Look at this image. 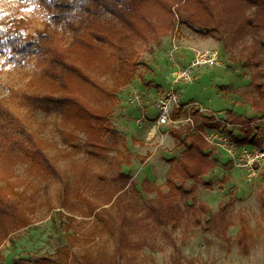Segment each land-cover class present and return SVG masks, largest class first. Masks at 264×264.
I'll return each instance as SVG.
<instances>
[{
    "label": "rangeland",
    "instance_id": "obj_1",
    "mask_svg": "<svg viewBox=\"0 0 264 264\" xmlns=\"http://www.w3.org/2000/svg\"><path fill=\"white\" fill-rule=\"evenodd\" d=\"M0 9L10 14L15 6L8 0H0ZM221 35L222 39H217L177 25L162 35L158 43L142 45L138 71L131 81L135 85L130 90L140 94L143 104L129 102L126 95L119 97L111 118L125 140L109 150L107 158L88 156L83 150L82 134L75 147H70L62 144L50 127L45 130L50 142L49 155L66 183L59 185L51 175L36 174L30 172L27 164H16L12 180L16 190L22 192V208L30 222L2 243L0 264H37L41 256L67 244L68 236L73 237L75 253L89 251L93 256L103 253L106 260L113 259L116 241L104 226L109 220L125 229L127 244L144 243L139 249H124L122 261L171 264L172 244L163 228L146 219L145 214L147 204L157 197L152 185L167 191L166 171L172 163L170 160L179 157L183 147L169 134L170 125H156L154 120L138 122L142 116L155 117L159 98L171 87L170 55L180 65H185L197 52L215 53L217 61L193 68L190 81L174 85L182 109L178 117L190 115L194 119L189 124L192 130L200 131L193 110L212 114L232 132L234 138L222 131L230 137V142L250 146L239 142L244 139L241 125L229 121L246 117L251 119L249 125L264 145V30L256 40L249 34L234 40L231 33L221 32ZM28 75L27 65H13L1 73L0 96L7 93V86L23 84ZM43 117V113L37 112L38 120ZM186 125L182 122L179 127ZM211 150L213 165L203 175V182L209 184H193L188 180L186 187L190 190L177 199L186 209L180 226L173 231L182 261L184 264H264V168L249 179L221 140L217 139ZM121 173L129 176L125 184L119 176ZM196 202L204 203L209 210L192 212L190 204ZM240 220L249 229L247 251L235 241ZM224 225L226 234L233 240L231 245L222 236Z\"/></svg>",
    "mask_w": 264,
    "mask_h": 264
},
{
    "label": "trees",
    "instance_id": "obj_2",
    "mask_svg": "<svg viewBox=\"0 0 264 264\" xmlns=\"http://www.w3.org/2000/svg\"><path fill=\"white\" fill-rule=\"evenodd\" d=\"M8 1L15 11L9 14L0 9V74L13 65H27L29 75L23 84L7 86V93L0 96V246L30 222L22 208V192L16 190L12 180L16 164H27L36 174L51 175L59 185L66 183L49 155L47 128L70 147H75L82 134L84 152L96 159L107 158L109 150L125 140L111 114L122 88L138 71L143 44L158 43L177 25L217 39H222L221 32L231 33L233 40L245 34L256 40L264 30V0ZM181 110L173 116H180ZM193 111L200 129H218L234 138L224 121ZM37 112L44 114L41 120L36 118ZM229 121L241 125L244 139L239 142L263 145L249 125L251 119L239 116ZM168 132L183 149L179 157L170 160L165 174L167 191L152 185L157 197L147 204L145 216L163 228L172 244L171 264H184L173 236L186 214L177 199L190 190L186 187L188 180L209 184L203 182V175L213 165L212 150L189 124L171 126ZM119 176L124 184L129 178L122 173ZM194 204H190L192 212L209 210L202 202ZM225 208L222 206L221 211ZM196 219L200 222L198 216ZM113 222L104 225L116 241L113 259L106 260L103 253H75L73 237L68 236L67 244L41 256L37 264H128L120 258L124 249H139L144 243L127 244L125 229ZM214 226L219 228V224ZM226 228L224 225L221 233L231 245L233 240ZM248 237V226L240 220L235 241L244 251L249 247Z\"/></svg>",
    "mask_w": 264,
    "mask_h": 264
},
{
    "label": "built area",
    "instance_id": "obj_3",
    "mask_svg": "<svg viewBox=\"0 0 264 264\" xmlns=\"http://www.w3.org/2000/svg\"><path fill=\"white\" fill-rule=\"evenodd\" d=\"M172 60L171 66V87L159 98L157 106V114L155 117L147 118L142 116L138 122H149L156 125L167 124L170 126L179 127L180 123L193 124L194 119L190 115L184 118L174 117L173 112L179 108V95L174 89V85L179 82H188L192 79V69L207 66L208 64L216 63V54L207 52H197V54L190 59L185 65L177 63L173 54L170 55ZM129 102L135 104H143L142 98L139 93L131 91L127 95ZM226 125V124H225ZM205 131L200 129V133L204 136L208 144H217V139L221 140V144L227 147V151L235 157V164L245 172L247 178H254L261 169L264 168V145H238L230 142V137L218 129L204 128Z\"/></svg>",
    "mask_w": 264,
    "mask_h": 264
},
{
    "label": "crops",
    "instance_id": "obj_4",
    "mask_svg": "<svg viewBox=\"0 0 264 264\" xmlns=\"http://www.w3.org/2000/svg\"><path fill=\"white\" fill-rule=\"evenodd\" d=\"M135 85V84H134ZM132 83L131 84H129L128 86H127V89L126 90H124V91H122L121 93H120V95H119V97H125V95H126V97H127V95H128V93L129 92H131V87L132 86H134Z\"/></svg>",
    "mask_w": 264,
    "mask_h": 264
}]
</instances>
